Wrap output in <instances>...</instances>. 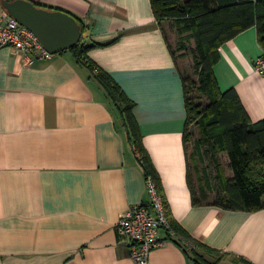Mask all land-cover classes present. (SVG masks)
Masks as SVG:
<instances>
[{
    "label": "crops",
    "instance_id": "1",
    "mask_svg": "<svg viewBox=\"0 0 264 264\" xmlns=\"http://www.w3.org/2000/svg\"><path fill=\"white\" fill-rule=\"evenodd\" d=\"M32 1L89 20L96 41L119 34L88 55L118 84L140 90L138 125L162 184L156 192L197 242L170 224L169 237L159 228L164 242L150 250L149 264H198L194 257L264 264V207L211 203L232 176L225 152L213 160L199 156L200 179L193 178L200 203L191 202L180 79L149 1ZM218 51V85L234 87L251 120L264 117V75L252 69L259 52L254 31L224 41ZM21 62L19 52L0 47V264H133L127 237L114 224L133 206H151L150 176L144 177L104 89L69 51ZM197 244L212 250L201 252ZM184 246H194L190 256Z\"/></svg>",
    "mask_w": 264,
    "mask_h": 264
},
{
    "label": "trees",
    "instance_id": "2",
    "mask_svg": "<svg viewBox=\"0 0 264 264\" xmlns=\"http://www.w3.org/2000/svg\"><path fill=\"white\" fill-rule=\"evenodd\" d=\"M149 4L180 79L184 107L182 143L188 161L186 182L192 204L200 203L197 196V191L201 196L200 184L191 179L193 174L196 180L200 179L197 167L199 156L213 160L219 152H225L232 176L225 180L221 193L216 194L211 203L247 211L264 207V117L251 120L235 89L232 86L221 88L214 74V65L219 60V46L243 31L253 30L259 47L252 69L257 57L264 54V0H149ZM72 15L81 26V35L77 43L60 53L69 51L74 61L85 66L89 76L102 86L144 177L150 176L156 190L161 192L160 177L144 147L138 122L133 115L135 102L112 74L88 55L89 49L108 45L116 41L119 34L106 41H96L91 37L89 20ZM166 24L176 35L174 46L168 42ZM176 51L180 56L190 55V74L177 66ZM191 126L197 128L195 137L190 131ZM188 141L192 145L189 152L186 149ZM168 208L164 202L163 210L170 227L190 239L195 246L197 242L171 217ZM164 234L165 237L170 236L168 228H165ZM175 241L179 244L178 240ZM194 246L183 248L190 256ZM197 246L201 252L212 250L202 244ZM199 256L203 257V254ZM194 260L198 264H216L217 259L204 262L202 258L194 257Z\"/></svg>",
    "mask_w": 264,
    "mask_h": 264
},
{
    "label": "built area",
    "instance_id": "3",
    "mask_svg": "<svg viewBox=\"0 0 264 264\" xmlns=\"http://www.w3.org/2000/svg\"><path fill=\"white\" fill-rule=\"evenodd\" d=\"M0 46L19 52L22 65H28L32 57L47 59L53 55L38 41L32 30L19 23L3 8H0ZM253 70L264 75V54L254 61ZM146 185L152 198L151 206L143 203L133 206L114 224L116 231L127 237L129 256L133 264H149L150 250L164 242L159 236V228H169L151 177L146 178Z\"/></svg>",
    "mask_w": 264,
    "mask_h": 264
},
{
    "label": "water",
    "instance_id": "4",
    "mask_svg": "<svg viewBox=\"0 0 264 264\" xmlns=\"http://www.w3.org/2000/svg\"><path fill=\"white\" fill-rule=\"evenodd\" d=\"M0 5L19 23L30 28L53 54L71 47L80 38L79 22L59 8L44 7L32 0H0Z\"/></svg>",
    "mask_w": 264,
    "mask_h": 264
},
{
    "label": "rangeland",
    "instance_id": "5",
    "mask_svg": "<svg viewBox=\"0 0 264 264\" xmlns=\"http://www.w3.org/2000/svg\"><path fill=\"white\" fill-rule=\"evenodd\" d=\"M149 1V0H148ZM40 4V3H39ZM3 8V7H2ZM57 8V7H56ZM4 9V8H3ZM62 10V8H59ZM6 10V9H5ZM65 10V9H64ZM63 10V11H64ZM7 11V10H6ZM67 12V11H66ZM70 12V11H69ZM70 14V13H69ZM73 14V13H72ZM70 14V15H72ZM73 16V15H72ZM74 17V16H73ZM75 18V17H74ZM76 19V18H75ZM30 29V28H29ZM31 30V29H30ZM165 31L167 33V37H168V42H170L171 46H174V43L176 41V35L172 32V28H170L167 24H166V28H165ZM37 37V36H36ZM38 38V37H37ZM39 41V39H38ZM40 42V41H39ZM1 47V46H0ZM7 47V46H6ZM179 51H176V64L179 68H183L186 72H188L190 74L191 72V57L189 54H186L184 56H180L179 54ZM33 58H36V57H32L31 58V61ZM260 74V73H259ZM192 75V74H191ZM260 75H263V74H260ZM193 76V75H192ZM117 82V81H116ZM118 83V82H117ZM120 85V84H119ZM101 86V85H100ZM121 88L123 89V91L128 95V97H130L135 103L139 100L140 98V90L138 89L137 91L136 90H132V88H129L128 86V83H123L122 85H120ZM129 88V90H128ZM136 88V87H134ZM234 88V87H233ZM129 92V93H128ZM237 93V92H236ZM108 98V101L110 102V98L108 97V95L106 96ZM111 104V102H110ZM113 112H115V110L113 109ZM116 115V114H115ZM133 115L134 117L136 118L137 122H138V115H137V109H136V104L135 106L133 107ZM125 119V118H124ZM123 127V126H122ZM190 131L192 132V136L195 137L198 132H197V128L195 126H191L190 128ZM184 147V145H183ZM192 148V145H191V141H188L186 143V149L187 151L189 152V150ZM133 153V152H132ZM220 154V153H219ZM185 155V154H184ZM186 158V157H185ZM192 172V171H191ZM186 174V172H185ZM193 177L191 176V179ZM185 180H186V177H185Z\"/></svg>",
    "mask_w": 264,
    "mask_h": 264
}]
</instances>
